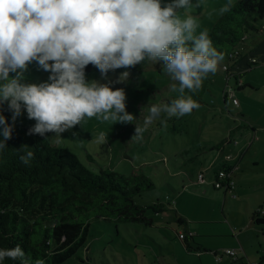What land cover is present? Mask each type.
Listing matches in <instances>:
<instances>
[{
    "label": "rangeland",
    "instance_id": "374dc122",
    "mask_svg": "<svg viewBox=\"0 0 264 264\" xmlns=\"http://www.w3.org/2000/svg\"><path fill=\"white\" fill-rule=\"evenodd\" d=\"M237 1L231 0V3ZM168 2L170 0H162V4ZM228 2L191 0V6L177 9V14L182 19L191 14L199 24L197 34L209 33L212 23L221 14L219 9ZM254 39L250 35L245 43L252 44ZM226 63L228 58L224 57L216 73L209 74L199 91L186 90L185 95H191L195 101L201 98L204 105L179 118H167L162 113L140 141L131 139L135 124L143 125L151 105L170 103L178 98V93L171 91L175 82L167 73L152 68L129 73L122 82H118L120 74L107 73L104 77L101 73H86L89 81L108 84L113 90L122 88L126 94V111L136 119L125 124L85 118L60 138L49 132L51 143L79 156L97 174L102 168L125 175H132L135 170L144 173L156 188L136 197V204L148 207L162 202L165 207L161 214H150L154 219L153 227L120 223L117 228L112 223L95 220L86 246L64 264H201V254L187 251L175 229L201 231L198 238L201 244H218L226 240L219 235L227 228L224 222L229 221L233 228H247L250 218L247 207L264 217V74L261 69L264 64L245 74V80L258 88L260 95L256 97L237 90V98L244 104L237 107L231 101L225 102V90L236 87V80L229 79L223 69ZM49 75L33 61L24 73V82L39 84L47 81ZM164 119L166 125L161 123ZM34 124V120L27 118L26 110L14 122L24 138L28 136L25 127ZM101 132L107 137L103 142L98 139ZM243 151L246 154L243 169L237 171L236 161ZM229 155L232 158L228 159V164L233 166L232 176L236 174V186L227 192L215 190V173ZM201 173L204 181L200 179ZM176 212L187 224L177 223Z\"/></svg>",
    "mask_w": 264,
    "mask_h": 264
},
{
    "label": "clouds",
    "instance_id": "9594fccd",
    "mask_svg": "<svg viewBox=\"0 0 264 264\" xmlns=\"http://www.w3.org/2000/svg\"><path fill=\"white\" fill-rule=\"evenodd\" d=\"M191 0H0V105L7 103L13 124L0 114V150L11 139L14 122L26 110L35 124L28 134L54 133L57 138L80 125L85 118L101 122L132 123L126 111V94L108 84L89 81L91 64L106 77L110 70L131 68L144 61H163L178 98L154 104L135 124L132 140L140 141L161 114L167 118L190 114L199 104L191 95L199 91L209 74H215L223 54L213 46L207 31L197 34L199 24L191 14L181 18L177 9H188ZM231 0L221 14L231 10ZM33 61L49 72L48 80L24 82ZM14 74V75H10ZM129 72L120 74L126 80ZM162 124L167 120H161ZM103 142L106 134L98 137ZM21 145L20 160L29 165L33 152ZM32 264L23 249L0 248L5 259ZM35 264H44L36 260Z\"/></svg>",
    "mask_w": 264,
    "mask_h": 264
},
{
    "label": "trees",
    "instance_id": "16d2710c",
    "mask_svg": "<svg viewBox=\"0 0 264 264\" xmlns=\"http://www.w3.org/2000/svg\"><path fill=\"white\" fill-rule=\"evenodd\" d=\"M231 4L229 12L217 16L208 34L217 51L228 58L223 66H227L228 78L236 80L235 90L258 92L252 85L244 86L240 80L246 71L264 64V40L253 48L245 43L250 35L256 38L264 33V0H238ZM149 68L166 73L163 61L146 60L131 68L110 70L108 74L125 71L137 74ZM85 73L101 72L89 64ZM225 92V102L231 101ZM196 102L204 105L199 97ZM0 114L13 124L7 103L0 105ZM30 128L25 127L27 134ZM6 144L7 147L0 150V248L19 245L32 264L38 259L44 264H64L72 259L86 246L95 220L112 223L117 228L120 223L153 227L154 219L150 214H161L165 207L162 202L148 207L136 204V197L156 188L144 173L135 170L132 175H125L109 168H102L100 174L94 173L79 156L65 147L53 145L49 133L43 137L28 134L24 138L13 126L11 139ZM21 145H28L34 154L29 165L20 160V155L24 154L18 151ZM228 161L227 157L223 159L215 173V190L234 189L229 185L221 188L215 185L222 170L233 171ZM232 179L235 181V175ZM250 213L254 226L264 228V217L258 211ZM176 220L179 225L187 224L177 212ZM175 231L187 251L204 250L195 235ZM223 253L219 251L215 255L223 259ZM3 262L20 264L7 258Z\"/></svg>",
    "mask_w": 264,
    "mask_h": 264
},
{
    "label": "crops",
    "instance_id": "0c3cea01",
    "mask_svg": "<svg viewBox=\"0 0 264 264\" xmlns=\"http://www.w3.org/2000/svg\"><path fill=\"white\" fill-rule=\"evenodd\" d=\"M264 40V33L257 36L254 39V42L252 44L248 43L247 47L253 48L256 47L258 44H260ZM263 74H264V65L262 66ZM252 70L246 71L241 80L240 83L244 86L252 85L250 82L245 80V74L250 73ZM260 73V72H258ZM264 82V79L263 81ZM253 86V85H252ZM245 93L248 95L256 96L258 97L259 89L257 88L258 92H254L251 90H244ZM240 102V100H239ZM243 103L240 102V106ZM244 106V104L242 105ZM246 154L244 151L240 154L239 159L236 161L237 164V171H240L243 169L242 167V161L245 158ZM232 165V164H231ZM236 167V165H235ZM236 171V172H237ZM236 176V174H235ZM230 191V190H229ZM248 212L250 213L252 210L247 207ZM182 216V215H181ZM183 217V216H182ZM224 224L227 226L225 228L224 234L221 237H224L225 242H221L218 244H209V245H203L199 242L198 238H201L200 235H202L201 231L197 232H190L188 228L180 229V232H187L190 234L195 235V240L197 243L201 244L204 247V250L201 252H198L201 254V264H237L234 262V260L230 257H227L228 255L224 254L223 259L221 262H218L216 259V252L219 251H225L227 249H234L239 251V259L243 260L246 263H263L264 264V228H256L253 224V220L250 218L246 225L245 230H241L240 228H233L229 221L224 222ZM154 229V228H153ZM159 229V228H158ZM219 237V236H217ZM196 253V252H193ZM166 262V261H165ZM169 264V263H167Z\"/></svg>",
    "mask_w": 264,
    "mask_h": 264
},
{
    "label": "built area",
    "instance_id": "2783aa9c",
    "mask_svg": "<svg viewBox=\"0 0 264 264\" xmlns=\"http://www.w3.org/2000/svg\"><path fill=\"white\" fill-rule=\"evenodd\" d=\"M223 69L227 70V66L224 65ZM225 94H226L227 98L230 99L235 106L240 105L239 100H238L237 95H236L235 88H233V87L227 88ZM230 158H232L231 155L227 156V160ZM233 173H234L233 171H229L227 169L222 170L219 173L218 180L215 182V185L218 188H221L223 185H229L231 187H235V181L232 179ZM200 179L202 181H204V176L200 175ZM181 237H184V235L182 234ZM223 254H226V255L230 256L233 260L238 261V264H263V263H246L243 260H241V262H239V260H240L239 259V251L234 250V249H227L224 251ZM216 259H217V261H221L222 256L216 254Z\"/></svg>",
    "mask_w": 264,
    "mask_h": 264
},
{
    "label": "bare ground",
    "instance_id": "6f19581e",
    "mask_svg": "<svg viewBox=\"0 0 264 264\" xmlns=\"http://www.w3.org/2000/svg\"><path fill=\"white\" fill-rule=\"evenodd\" d=\"M240 103V102H239ZM240 106V105H239ZM238 107V106H237Z\"/></svg>",
    "mask_w": 264,
    "mask_h": 264
}]
</instances>
